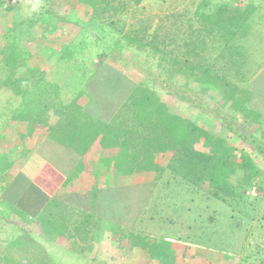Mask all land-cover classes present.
<instances>
[{
  "label": "trees",
  "instance_id": "16d2710c",
  "mask_svg": "<svg viewBox=\"0 0 264 264\" xmlns=\"http://www.w3.org/2000/svg\"><path fill=\"white\" fill-rule=\"evenodd\" d=\"M78 1L90 11L85 29L97 31L91 39L99 41L110 30L120 37L115 53L106 48L97 64L78 68L76 79L52 69L81 49L71 35L52 46L42 66L27 62L26 50L9 53L6 38L0 45L5 81L20 99L0 135L1 141L14 130L0 142V200L28 224L0 250V264H58L38 239L53 243L61 237L78 257L100 264L92 254L103 232L117 241L125 264H175L176 240H150L139 228L141 219H154L145 208L151 201L176 215L186 211L194 221L198 195L229 206L243 201L244 189L256 188L252 158L244 153L234 160L227 138L194 120L199 104L189 84L215 89L231 119L261 123L259 74L247 53V41L258 36L257 6L201 0L192 14L173 15L172 30L159 25L149 33L146 25H127L124 18L144 0ZM22 22L14 21L13 28ZM43 40L49 45L50 37ZM126 48L144 56L143 66L127 62ZM69 79L77 91L66 101L61 94ZM16 121L22 125L12 127ZM224 124L236 131L233 123Z\"/></svg>",
  "mask_w": 264,
  "mask_h": 264
},
{
  "label": "rangeland",
  "instance_id": "374dc122",
  "mask_svg": "<svg viewBox=\"0 0 264 264\" xmlns=\"http://www.w3.org/2000/svg\"><path fill=\"white\" fill-rule=\"evenodd\" d=\"M200 1L144 0L140 5L131 8L124 18L127 25L130 22L146 25L149 33L155 31L159 25L168 31V29L172 30L170 26L173 15L192 14ZM222 1L233 5H245L252 1L257 6L254 24L258 36L247 41V53L250 66L259 74L255 80V88L262 98L261 107L264 108V0H212V2ZM0 3L1 5L3 3V9L0 5V45H4L3 40L6 38V48L9 49V53L28 51L27 56L25 55L26 60L32 65H46L51 48L54 46L57 48L62 43L61 37L71 35L70 39L73 43L81 45L76 47L81 49L77 50L70 60L60 62L58 60L57 65L52 68L61 71L62 78L71 76L74 79L73 76L79 67L97 64L100 54L108 47L111 53L117 51L115 47L113 48V44L114 39L120 37L119 33L109 29L111 32L104 33L106 37L100 35L103 38L99 41L89 37L97 31L90 29L89 32V26L88 31L85 29L90 11L78 0H0ZM20 20L23 21L22 26L13 28V22ZM122 23L117 27H121ZM55 28L58 29L57 32ZM43 32L44 35L41 36ZM47 37H50L49 45L43 40ZM80 40L87 42L81 43ZM123 54L128 63L130 60L138 61L137 65L144 62V56L130 48L124 49ZM127 66L131 68L129 73L135 79L141 78V73L134 66L131 64ZM7 73L5 60L0 58V135L4 133V128L13 113V107L20 100L7 86L5 81ZM45 76L49 78L48 74ZM75 85L76 82L69 79L63 85L61 97L65 100L71 98L77 91ZM189 86L194 89L190 90L193 93L191 99L199 104L193 112L194 120L209 132L227 138L229 144L236 150L234 160H241V155L244 153L252 158L258 169V174L253 178L256 188L244 189L243 201L241 200L240 204L234 201L229 206L216 200H207L204 195H198L195 204L198 205L197 211L200 216L194 221L187 218L186 211L176 215L164 206L156 205L151 201V204L145 208L148 216H153L154 219H141L139 228L150 240L173 237L177 249L175 264H264V119L261 118V123L254 124L238 118L231 119L227 107L221 104L222 100L215 89L202 90L192 82ZM227 121L233 123L236 131L225 128L224 123ZM20 124L22 125L21 122L16 121L11 126ZM12 131L14 130L8 133V137L11 135L12 138ZM8 137L1 141H5ZM34 142L36 145L35 140L32 144ZM2 148L4 144L0 143V151ZM36 168L35 164L33 170L32 168L30 170L34 171ZM3 185L4 182L0 181V190ZM2 204L0 200L1 251L12 238L22 234V229H28L27 223ZM157 212L160 215H157ZM166 219H172L174 222ZM38 240L58 264H89L87 258H80L70 251L68 241L63 237L53 243L45 242L41 238ZM118 248L119 244L112 239L111 234L103 232L92 256L96 255L97 262L101 261L100 264H125Z\"/></svg>",
  "mask_w": 264,
  "mask_h": 264
},
{
  "label": "clouds",
  "instance_id": "9594fccd",
  "mask_svg": "<svg viewBox=\"0 0 264 264\" xmlns=\"http://www.w3.org/2000/svg\"><path fill=\"white\" fill-rule=\"evenodd\" d=\"M37 7H38V5H37ZM33 11H35V8H33Z\"/></svg>",
  "mask_w": 264,
  "mask_h": 264
},
{
  "label": "crops",
  "instance_id": "0c3cea01",
  "mask_svg": "<svg viewBox=\"0 0 264 264\" xmlns=\"http://www.w3.org/2000/svg\"><path fill=\"white\" fill-rule=\"evenodd\" d=\"M36 176H37V175H36ZM4 185H5V183H4ZM4 185H3V186H4ZM3 186H2V187H3Z\"/></svg>",
  "mask_w": 264,
  "mask_h": 264
}]
</instances>
